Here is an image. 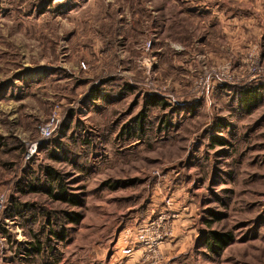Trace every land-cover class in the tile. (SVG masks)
<instances>
[{
  "label": "rangeland",
  "instance_id": "1",
  "mask_svg": "<svg viewBox=\"0 0 264 264\" xmlns=\"http://www.w3.org/2000/svg\"><path fill=\"white\" fill-rule=\"evenodd\" d=\"M248 86L262 99L240 110L234 91ZM147 97L167 107L146 110L141 142L117 141L142 125ZM54 113L69 130L48 159L41 149L62 134L39 129ZM84 135L96 136L80 162L89 173L59 161ZM51 173L76 179L85 207L36 264H264V0H0V219L15 244L11 231L25 242L31 217L65 208L49 200ZM36 176V192L18 191ZM12 201L24 215L7 216ZM152 221L166 235L146 259L136 237ZM210 231L233 242L212 253Z\"/></svg>",
  "mask_w": 264,
  "mask_h": 264
},
{
  "label": "trees",
  "instance_id": "2",
  "mask_svg": "<svg viewBox=\"0 0 264 264\" xmlns=\"http://www.w3.org/2000/svg\"><path fill=\"white\" fill-rule=\"evenodd\" d=\"M129 90V87H122V91ZM236 102L240 110H250L254 108L262 99L261 87L248 86L244 88H236ZM148 100L143 102V109L137 115L135 120L140 124L148 122V116L146 110L151 107L166 108L167 104L163 103L157 97H147ZM193 112V108L188 110ZM157 124L164 128H169L170 123L165 120H160ZM69 128L64 125L60 127V138L49 141L42 149V153L48 159H55L57 157L58 150L61 148L60 143L63 138H67V132ZM146 129L139 127L137 124L121 127L116 135V140L120 141H132L134 143L141 142L142 138L146 134ZM96 139L95 135H84L75 139L70 148L63 153L59 158L60 162L68 163L79 172H88L89 169L82 163L87 162L83 156V152L88 153L89 147H93V140ZM211 146H223L225 141L219 137H213ZM72 157V158H71ZM83 160V161H81ZM82 162V163H80ZM38 179L36 176L34 182L30 181L25 190V187L19 188L18 191L22 194L26 192H36L38 190ZM78 180V179H77ZM76 179L69 175L60 176L56 173L48 175L47 188L49 193V200L51 202L61 203L65 206L63 209H50L41 210L36 216L31 217L26 223V241L20 245L15 244L12 238L7 236V232L0 231L6 235L8 242L12 246V264H36L37 258H42L47 261L49 257L55 254L59 243L69 240L70 228L69 226H77L83 219V209L85 207L86 195L81 191H74L72 189ZM108 185V182L103 183L101 186L106 187L109 190H113L117 187H121L120 183H112ZM6 212L9 218L16 214L24 215L26 208L18 206L15 201L11 202V207L7 206ZM24 207L25 209L21 210ZM20 211V212H19ZM38 225V229L35 230V226ZM233 242V235L230 232H216L210 231L204 239V247L210 252L219 254L226 246Z\"/></svg>",
  "mask_w": 264,
  "mask_h": 264
},
{
  "label": "built area",
  "instance_id": "3",
  "mask_svg": "<svg viewBox=\"0 0 264 264\" xmlns=\"http://www.w3.org/2000/svg\"><path fill=\"white\" fill-rule=\"evenodd\" d=\"M61 125H62V119H60L59 116L54 113V115L47 121V123L39 129V133H40V136L42 137V140L49 139L54 134V132L60 128ZM36 149H37V146L35 144L28 148V152L26 155L27 160L31 159L32 157L36 155ZM5 202L6 200L4 199V197L1 196L0 197V213L4 210ZM19 220H18V224L20 222ZM10 225L11 224H8L6 220L2 221L0 219V227H1L0 229L8 230ZM155 226L158 228V225L156 223H154L153 221L149 222L145 226L140 228L137 233L136 240L138 242V245L143 250V255L144 257L146 256V259L150 258L151 254H155L154 253L155 249L158 248L157 246L161 243L162 237L166 235L158 230H156V232H153V228ZM15 228H18V227L15 226ZM11 232H13V234L15 235V242L17 245H20L24 242L25 239L23 238L22 235L17 233L16 230L11 231ZM0 239L5 240V237H0ZM131 253H132V249L130 247H125L124 249L121 250V254H123L124 256H129ZM118 264H125V263L120 262Z\"/></svg>",
  "mask_w": 264,
  "mask_h": 264
},
{
  "label": "crops",
  "instance_id": "4",
  "mask_svg": "<svg viewBox=\"0 0 264 264\" xmlns=\"http://www.w3.org/2000/svg\"><path fill=\"white\" fill-rule=\"evenodd\" d=\"M223 14V12H220V14ZM221 16H223V15H218V18L219 19H221ZM79 121H80V118L78 119ZM146 124L147 123H143L142 125H143V127H142V125H138L139 127H142V128H144V125L146 126ZM130 125H132V124H130ZM127 126H129V125H127ZM83 128H85V127H83ZM159 128H163V127H159ZM262 230H264V229H261V231ZM78 231H81L80 229L78 230ZM261 231L259 232V236L261 235ZM263 232V231H262ZM259 238V237H258ZM255 238L254 240L255 241H252V242H247L245 245H239V247H243V246H245V247H247V246H250V245H247V244H259V243H261V241H259V239H261V238ZM7 243V241H6V239L5 240H1L0 239V246H1V249L3 250L4 249V251H0V264H12V262H11V253H10V251H9V246H8V244H6ZM264 246V245H263ZM115 248H117V244H116V246H115Z\"/></svg>",
  "mask_w": 264,
  "mask_h": 264
}]
</instances>
